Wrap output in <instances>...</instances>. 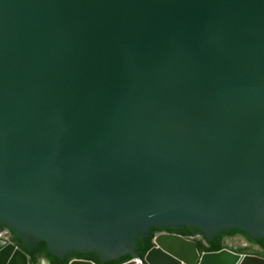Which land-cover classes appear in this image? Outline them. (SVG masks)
Instances as JSON below:
<instances>
[{"label":"water","instance_id":"95a60500","mask_svg":"<svg viewBox=\"0 0 264 264\" xmlns=\"http://www.w3.org/2000/svg\"><path fill=\"white\" fill-rule=\"evenodd\" d=\"M2 227L104 263L154 228L264 239V0H0ZM143 264L264 257L163 232Z\"/></svg>","mask_w":264,"mask_h":264},{"label":"trees","instance_id":"16d2710c","mask_svg":"<svg viewBox=\"0 0 264 264\" xmlns=\"http://www.w3.org/2000/svg\"><path fill=\"white\" fill-rule=\"evenodd\" d=\"M11 242L14 243L19 249L25 252L29 256V264H42L46 262V264H69L73 259H84L90 260L95 262L96 264H123L127 261H130L133 256L131 254H126L119 259L111 260L109 262H101L99 259L98 254L96 253H77L71 252L65 256L64 259H60L55 255H52L47 248L45 242H40L34 249H30L29 246L11 229ZM157 231H166L168 233H177L184 235L186 237H191L196 235L192 229L188 231L185 229H168V228H154L152 230V235L147 238L145 242H141L140 239L137 240V247L136 250L140 252L141 258L144 260L146 254L152 249L153 246V238L154 234ZM198 234L201 235L200 239H197L200 251L205 252H219L226 248H229L226 241L228 239L235 238L237 236L245 237L250 243V246L258 247L259 251L250 252L251 247H244V248H234V251L241 253V254H254L264 257V239H255L249 233L242 229H234L233 231H226L222 232L217 235L214 241H210L207 239L206 235L201 233L200 229H197Z\"/></svg>","mask_w":264,"mask_h":264},{"label":"rangeland","instance_id":"374dc122","mask_svg":"<svg viewBox=\"0 0 264 264\" xmlns=\"http://www.w3.org/2000/svg\"><path fill=\"white\" fill-rule=\"evenodd\" d=\"M227 245L229 247H232V248H244V247H251V251L250 252H256V251H259V248L256 246H250V244L244 240L242 237L240 236H237L235 238H232V239H228L226 241Z\"/></svg>","mask_w":264,"mask_h":264},{"label":"built area","instance_id":"2783aa9c","mask_svg":"<svg viewBox=\"0 0 264 264\" xmlns=\"http://www.w3.org/2000/svg\"><path fill=\"white\" fill-rule=\"evenodd\" d=\"M165 233V232H164ZM168 233V232H167ZM189 239H192V240H197V239H200L201 238V235H193L191 237H187ZM0 239L5 242V243H10L11 242V238L9 235H7V233H0ZM135 264H143V259H136L134 260ZM128 263V262H127ZM125 263V264H127ZM124 264V263H123Z\"/></svg>","mask_w":264,"mask_h":264},{"label":"flooded vegetation","instance_id":"af4514ba","mask_svg":"<svg viewBox=\"0 0 264 264\" xmlns=\"http://www.w3.org/2000/svg\"><path fill=\"white\" fill-rule=\"evenodd\" d=\"M3 232L7 233V235H9L11 237V231L8 227H2L0 229V233H3ZM163 232L167 233L166 231H157L156 233L159 234V233H163ZM240 237H242L244 240H246L251 245V243L245 237H243V236H240ZM1 241L2 240L0 239V244H1ZM42 264H46V262H43Z\"/></svg>","mask_w":264,"mask_h":264},{"label":"crops","instance_id":"0c3cea01","mask_svg":"<svg viewBox=\"0 0 264 264\" xmlns=\"http://www.w3.org/2000/svg\"><path fill=\"white\" fill-rule=\"evenodd\" d=\"M230 249H232V250H234V248H232V247H229Z\"/></svg>","mask_w":264,"mask_h":264}]
</instances>
